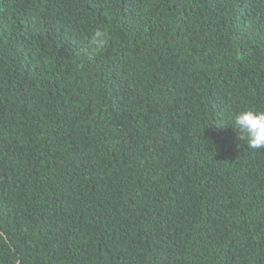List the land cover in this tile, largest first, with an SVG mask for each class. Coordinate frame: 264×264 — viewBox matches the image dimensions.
<instances>
[{"label": "trees", "instance_id": "trees-1", "mask_svg": "<svg viewBox=\"0 0 264 264\" xmlns=\"http://www.w3.org/2000/svg\"><path fill=\"white\" fill-rule=\"evenodd\" d=\"M249 106L264 0H0V264H264Z\"/></svg>", "mask_w": 264, "mask_h": 264}, {"label": "clouds", "instance_id": "clouds-1", "mask_svg": "<svg viewBox=\"0 0 264 264\" xmlns=\"http://www.w3.org/2000/svg\"><path fill=\"white\" fill-rule=\"evenodd\" d=\"M108 33L97 28L89 38L90 47L100 50L108 44ZM231 126L238 138L244 140L249 148L264 149V110L244 107L235 112Z\"/></svg>", "mask_w": 264, "mask_h": 264}]
</instances>
